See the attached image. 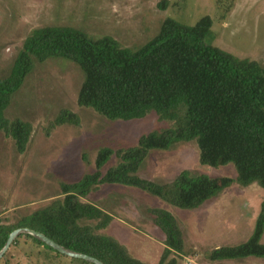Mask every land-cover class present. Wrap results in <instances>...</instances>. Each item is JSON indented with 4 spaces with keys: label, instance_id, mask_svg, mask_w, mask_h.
Instances as JSON below:
<instances>
[{
    "label": "trees",
    "instance_id": "16d2710c",
    "mask_svg": "<svg viewBox=\"0 0 264 264\" xmlns=\"http://www.w3.org/2000/svg\"><path fill=\"white\" fill-rule=\"evenodd\" d=\"M158 7L166 8L165 1ZM212 24L209 16L194 26L166 19L159 33L137 49L123 48L112 37L93 39L68 26L38 28L26 38L10 75L0 79V132L14 141L19 154L26 152L32 126L21 120L9 123L4 111L34 65L52 58L73 62L83 73L79 107L92 109L109 121L142 120L155 113L174 127L142 135L135 147L99 150L93 173L77 183H62L58 198L16 222L5 224L0 214V251L11 233L27 228L103 264H145L115 238L100 233L113 216L83 200L101 186L133 187L184 210L199 208L233 184L248 187L257 183L264 189V68L257 61L205 45ZM79 123L77 114L64 109L44 133L49 136L57 127ZM184 143L197 146L201 166L232 165L236 178L183 170L173 181L161 184L138 176L152 151H169ZM113 156L118 163L102 173ZM148 211L165 236L158 264H178L184 242L177 221L164 209ZM263 234L264 203L251 237L238 246L214 249L209 259H264ZM21 238L32 240L41 251L67 257L28 234L17 237L9 249L17 248Z\"/></svg>",
    "mask_w": 264,
    "mask_h": 264
},
{
    "label": "rangeland",
    "instance_id": "374dc122",
    "mask_svg": "<svg viewBox=\"0 0 264 264\" xmlns=\"http://www.w3.org/2000/svg\"><path fill=\"white\" fill-rule=\"evenodd\" d=\"M162 1L164 9L158 7ZM206 16L213 24L205 45L257 61L264 68V0H0V79L10 75L24 41L38 28L68 26L93 39L112 37L123 48L137 49L159 33L166 19L194 26ZM83 80L79 67L66 59L35 64L5 109L6 121L26 122L33 132L24 154L0 132L3 223L16 222L47 206L60 195L62 183H77L93 173L99 150L135 147L142 135L174 127L160 121L155 113L142 120L109 121L92 109L79 107ZM64 109L78 115L79 126L57 127L46 136L44 130ZM198 153L194 143L152 151L138 176L161 184L173 181L183 170L236 178L232 165L219 169L201 166ZM117 163L113 156L102 173ZM83 201L113 216L100 233L115 238L145 264H158L165 248V236L153 223L151 208L164 209L177 221L184 242V255L178 264H264V259L254 257L209 259L214 249L238 246L251 237L264 203V189L257 183L248 187L233 184L194 210L172 207L139 189L119 185H103ZM0 264L79 263L41 251L32 240L21 238L19 246L9 249Z\"/></svg>",
    "mask_w": 264,
    "mask_h": 264
},
{
    "label": "water",
    "instance_id": "95a60500",
    "mask_svg": "<svg viewBox=\"0 0 264 264\" xmlns=\"http://www.w3.org/2000/svg\"><path fill=\"white\" fill-rule=\"evenodd\" d=\"M23 234H28L33 236L34 238H36L37 240L43 242L44 244H46L47 246L51 247L52 249L56 250L58 253H60L61 255L70 257L72 259H78V260H83L86 262H89L90 264H103L102 262L98 261L95 258H92L90 256L84 255V254H80V253H76L73 251H70L68 249H65L64 247L58 245L57 243L53 242L51 239H49L48 237H46L45 235L36 232V231H32L30 229L27 228H23V229H18L15 230L13 233H11V235L9 236L8 241L6 242L5 246L3 247V249L0 251V259L5 255V253L8 251L10 245L12 244V242L19 236L23 235Z\"/></svg>",
    "mask_w": 264,
    "mask_h": 264
},
{
    "label": "crops",
    "instance_id": "0c3cea01",
    "mask_svg": "<svg viewBox=\"0 0 264 264\" xmlns=\"http://www.w3.org/2000/svg\"><path fill=\"white\" fill-rule=\"evenodd\" d=\"M182 258V257H181ZM185 258V257H184ZM187 258V257H186ZM188 259V258H187ZM191 260V259H190ZM192 262V261H191Z\"/></svg>",
    "mask_w": 264,
    "mask_h": 264
}]
</instances>
